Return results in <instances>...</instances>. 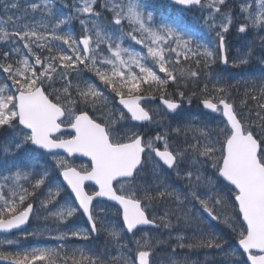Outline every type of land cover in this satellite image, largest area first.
Wrapping results in <instances>:
<instances>
[{"label":"rangeland","instance_id":"rangeland-1","mask_svg":"<svg viewBox=\"0 0 264 264\" xmlns=\"http://www.w3.org/2000/svg\"><path fill=\"white\" fill-rule=\"evenodd\" d=\"M67 2L68 0H0V51L8 50L12 57L16 58L15 61H11L10 66L6 68L0 66V128L3 123H8L10 126V133L5 137L2 145L4 153L20 150L25 143L29 141L31 143V132L13 124V121L18 119V115L12 100L13 91L19 87L15 78L33 77L35 83L28 84L25 88L29 91L37 87L43 75L50 76L48 72L53 73L52 63L45 62V59L46 61L49 59L43 57V54L36 53L39 47L48 45L50 41V44L59 46L68 43L70 47L75 48V55L78 58L84 52L82 47L71 38L72 36L66 35L68 32L69 35L72 34L67 29L71 18L80 19V32L90 46L86 54L88 62L98 65L109 64L118 80L135 84L137 87L147 80L151 73L165 78L162 74L165 68L161 70L165 66L164 44L171 43L176 46L177 58L192 53L195 32L197 28L203 26L200 20L210 27L202 28L197 32L211 39L213 44L216 38L218 42L220 38H226L222 33L229 29L235 8L244 13L253 34L249 38L242 39L241 45L236 48H231L227 42L228 54L233 57L234 64H246L251 55L264 63L262 56L264 0H229V2L206 0L198 10L175 9L177 16L175 22L166 14L167 12L161 19H154L153 12L149 10L150 0H101V8L98 10L95 9L97 0H77L73 7L68 6ZM227 2L228 7L225 12L216 11V7ZM239 6L241 9L238 8ZM106 13H110L111 17ZM191 13L199 18L189 21ZM218 25L220 28H216ZM216 34L219 37L212 36ZM128 42L133 44L128 45ZM98 45H106L107 52H99ZM74 67L76 65L72 64L70 68ZM34 73L38 76L35 77ZM226 76L230 78L231 73H227ZM212 77L209 76L210 79ZM105 99L104 96L97 97L93 107L96 108L97 119L107 126L112 141L121 143L136 138L140 134L139 128L128 126L129 123L119 108L116 109L114 106L105 108L108 103ZM147 106H150V110H153L156 116L151 126L154 130L177 121L182 122V127L179 129L182 131L176 132L177 138H173L165 130L162 135L150 134L145 139V145L149 149L146 173L152 174L151 184L161 190L146 192L145 187L149 184L141 183L137 186L138 179L119 182L116 188L119 193L128 197H140L147 205L145 208L148 210L149 207L151 210L152 217L157 223L161 218V204L167 202L165 193L167 191L177 203L181 204L182 211L178 216L183 221V226H178L177 230L186 227L187 236L173 234V228L169 229L166 226L159 233L141 231L127 238L119 219L121 218L119 209L115 206L106 207L109 205L105 201H97L93 207L94 218L96 221L104 220L111 236L115 238L113 239L115 254L105 255L100 259L99 264H109L112 260L116 261V258L121 264H136L135 252L138 253L141 248L149 250L153 259L152 264L214 263V261L202 260L199 255L195 256V253H202L201 255L209 257L210 260L211 257L216 258L217 264H245L236 247L237 240L247 235L246 227L237 219L238 207L233 204L237 193L231 187L222 185L218 175L224 157L225 143L231 134H227L228 127L222 112L207 113L199 107H194V109L185 108L171 113L155 102L147 103ZM66 110L68 117L64 123L71 124L77 113L74 112L73 107ZM247 117V114L243 115V118ZM247 121L249 127H257L259 124L257 119H247ZM257 133L260 131L258 130ZM72 136V133H62L55 138ZM260 140L263 143L261 156L264 162V134L261 135ZM158 145L172 150L178 156L179 163L172 173L165 172L163 165L155 158L153 150ZM48 160L54 161L60 171L72 166L80 170L91 169L90 162L81 158H68L64 154H49ZM43 168L44 175L49 178L48 186L46 193H43V200L36 208L33 224L14 236H0V248L6 252L14 250L13 254L19 253L23 261H27L24 254H35V259L49 258L57 261L58 264H70L62 263L64 255H70L75 259L76 252L84 249V244L76 243L73 239H86L89 230L82 225L80 210L68 193L60 175L56 177L55 168L51 164L49 166L45 164ZM31 173H34V169L30 167L26 170V166L18 170L14 167L12 171L2 169L0 204L8 207L14 204L13 199H22L23 179L28 178ZM156 178L160 183H157ZM169 179L177 183H168ZM169 207H174V204ZM186 211L193 213L199 221L200 228L197 229L199 233L193 230L194 218H191L189 213L186 215ZM207 211L217 220L212 221ZM193 235L205 236L206 246L193 247L192 241V247L189 246L186 253H179L178 244L185 247L187 238L190 239ZM162 243L164 245L172 243V246L175 244V247L173 246L175 250L171 247L172 250L158 251ZM195 243L198 242L194 241ZM11 245L18 247V251L15 247H10ZM23 261L17 260V263L25 264ZM5 262L0 260V264H15Z\"/></svg>","mask_w":264,"mask_h":264},{"label":"water","instance_id":"water-1","mask_svg":"<svg viewBox=\"0 0 264 264\" xmlns=\"http://www.w3.org/2000/svg\"><path fill=\"white\" fill-rule=\"evenodd\" d=\"M184 7L199 6L202 0H171ZM224 60H225V50ZM145 98H122L119 103L130 113L135 121L144 124L151 120V115L141 106ZM20 123L33 132V144L49 152H63L69 157L81 156L93 162V171L82 173L75 168L63 171L62 177L74 195L80 209L85 213L93 229L92 206L96 199H104L119 205L123 209V221L128 232L140 227H154L141 204L135 200L119 195L114 184L123 178H132L143 162L145 148L140 136L130 143L113 145L106 128L95 123L83 113L70 127H62L59 121L65 118V112L57 104L50 101L42 87L33 92L17 95ZM161 103L174 111L181 104L166 99ZM203 105L216 111L219 106L231 130L232 137L226 145V155L220 175L233 185L240 196L236 198L242 220L248 227V235L239 242L241 249L247 253L250 264H264V165L259 153L260 144L244 128L233 107L222 101L219 105L205 101ZM63 130H72L76 137L70 140L54 141L53 136ZM157 156L170 168L176 159L169 151H156ZM87 184L95 185L99 191L90 195ZM34 211V204L29 205L20 214L0 220V233L9 234L28 226ZM261 253L252 255L251 252ZM138 264H150L147 253L139 254Z\"/></svg>","mask_w":264,"mask_h":264},{"label":"trees","instance_id":"trees-1","mask_svg":"<svg viewBox=\"0 0 264 264\" xmlns=\"http://www.w3.org/2000/svg\"><path fill=\"white\" fill-rule=\"evenodd\" d=\"M174 7L172 3L165 0H151V8L154 12L153 18L156 20L159 15L164 16L165 12H167L166 14L175 22L176 14ZM233 22V30L230 31L233 41L237 39V33L240 31L245 32L247 35L251 34L248 23L243 20V15L236 8L233 9ZM70 26L71 29L77 30V27L72 25V23ZM238 41L241 42L240 39L236 42ZM127 44H130V42ZM60 45L61 47L58 46L60 48L55 49L54 44H50V47L47 46L46 53L54 58L55 64H58L56 71L63 70L64 74L57 71L56 76L43 75L42 79L45 80L41 81V84L45 86V89L53 99L75 108L78 112L88 111L91 114H96V108L93 107V104L97 97H106L105 101L108 103L104 107L110 108L113 104L116 105L115 98L121 94L128 96L137 93L184 101L186 99H197L199 101L202 99H226L235 106L238 112L248 115L249 118H245V121L247 119L258 120L259 124L257 127H250L254 132L260 131L259 136H257L258 138L264 134V66H260L261 61L253 55L243 65L234 64L233 57L231 56L228 65H231L230 68L232 69L225 70L224 67L228 65H222L217 48L211 54H204L196 50L187 56L177 58L176 47L172 44H164L163 49L166 52L165 66L161 70L165 68L162 71L165 78L152 75L151 73V76L147 80L140 84L138 88H135V84L118 80V77L114 75L112 69L109 67L93 63H77L78 57L75 55V48L68 46L66 43ZM195 47H198L196 42ZM1 59L3 64L8 62V58L4 55L1 56ZM72 64L76 65V67L70 68ZM61 73L62 75H59ZM227 73H231L230 78L226 76ZM210 75L213 76L212 79L209 78ZM34 76L37 77V73H34ZM33 79V77H22L21 79L15 78V81L19 85L18 88L25 89L28 84L35 83ZM181 127L182 122L178 121L169 125L167 124L160 129L158 135H162L167 130L173 138H177L178 133L176 132L177 130L181 132L182 130H179ZM6 129L7 127L5 126L0 130V139L4 137ZM150 134H156V131L150 130V132H147V136ZM2 151L3 149L0 146V170L6 167L21 168L31 163L36 167L38 166L36 163L39 164L42 161L38 159H32L31 161V158L25 159L24 152L22 151L7 155ZM32 153H35L34 149H32ZM43 163L49 166V163ZM40 168H42V164H39V170ZM39 170L37 169L39 173V176L36 177L37 179L24 182L26 187L24 199L17 203L15 211L20 210L32 201L37 202L40 195L43 194L42 191L46 179L42 171ZM172 204L179 205L175 200L168 197L167 202L162 205L167 208ZM179 209L180 207H177V210ZM8 215H10V210L0 211V218ZM169 223L178 224L181 222L173 218ZM195 241L198 243L193 244V247L197 245L200 247L206 246L205 239H195ZM96 247L91 248V253L80 262L70 256H65V258L70 264L93 263L96 254L99 253ZM103 250H106V248L103 247ZM195 256H197L196 253ZM211 258L210 260L207 257L206 260L213 262L216 259ZM54 262L49 259L39 260V264H53ZM112 264L121 263L113 262Z\"/></svg>","mask_w":264,"mask_h":264},{"label":"bare ground","instance_id":"bare-ground-1","mask_svg":"<svg viewBox=\"0 0 264 264\" xmlns=\"http://www.w3.org/2000/svg\"><path fill=\"white\" fill-rule=\"evenodd\" d=\"M121 181H123V179L118 180L117 183H119V182H121ZM110 203H112V202H110ZM98 228H99L100 230H103V231H106V230H107L108 233H109V235L111 236L110 231H109L108 228H106L104 225H98ZM111 237H112V236H111ZM31 241H32V243L34 242L33 239H32ZM73 241L76 242V243H81V242H83V244H84V249L78 250V251L76 252V254H75V260L80 262V261H82L84 258H86V257L89 255L90 251L88 250V247H87V245H86V243H85L86 239H73ZM53 242H54V241H53ZM54 243H56V242H54ZM53 253H55V252H53ZM53 253H51V254H53ZM85 254H87V256H84ZM67 256H70V255H67ZM70 257H71V256H70ZM48 259H49V258H40L39 260L43 261V260H48ZM49 260H50V259H49ZM53 264H58V262L55 261ZM109 264H112V262L110 261Z\"/></svg>","mask_w":264,"mask_h":264}]
</instances>
